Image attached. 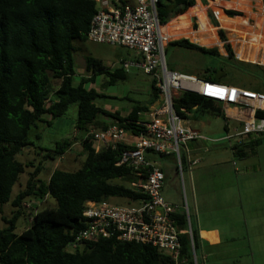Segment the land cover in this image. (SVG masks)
Here are the masks:
<instances>
[{"label": "trees", "instance_id": "1", "mask_svg": "<svg viewBox=\"0 0 264 264\" xmlns=\"http://www.w3.org/2000/svg\"><path fill=\"white\" fill-rule=\"evenodd\" d=\"M201 1L207 4L206 0ZM213 1L218 6L216 0ZM111 2L118 5L115 0ZM119 3L123 4L121 1ZM194 4L195 0H156V14L162 25L190 7L185 12L187 19L183 25L168 28L176 36L174 39H178L169 42V45L196 50L219 59H231L233 63L228 66L204 67L200 77L244 89L225 82L222 76L225 67L241 69L247 66L245 62L234 58L222 28L217 29V34L227 52L226 58L220 55L217 47L198 45L202 33L211 30V27L204 10H199V4ZM96 11L95 0H0V212L5 204L12 207L11 216H0V264H173L168 256L161 254L151 244L116 238H99L85 242L76 250L67 249L73 235L84 227L82 213L86 201L121 198L129 202L141 197L130 186L135 179L131 169L116 165L123 146L119 144L115 148L96 151L88 132L118 125L128 135L138 134L143 130L140 113L147 112L148 106L159 96L155 80L151 78L149 100L146 103L136 102L126 115L98 106L95 100L106 97L105 94L92 86L84 87V84L88 82L92 85L97 76L103 77V86L115 84L127 79V71L121 66L106 67L94 57H87L88 73L77 84H73V42L87 40L90 22ZM226 14L231 17L238 13L226 10ZM190 16L197 18V30L193 31L189 27ZM218 16H221L222 27L232 35L237 38L240 35L248 37L246 42L249 46L243 42L242 50L246 46L250 49L251 33L260 31L264 38V25L260 20L250 24L247 15L248 20L238 17L233 21L223 17L220 9ZM209 18L214 27H219L212 13H209ZM260 42L263 44L264 40ZM252 66L264 71L262 66ZM54 81H58L55 88ZM258 93L264 95V92ZM71 104L76 105L73 133L80 131L84 134L80 140L84 160L74 171L55 168L47 179H41L39 175L44 169L42 161L36 165L32 162L22 163L17 155L25 148L34 147L27 138L31 127H36L37 122L46 121L49 124L51 120L64 116ZM172 105L182 119H187L186 113L194 109L223 118L219 102L195 92L180 91L173 94ZM44 116L48 120H43ZM256 116L264 117V111L257 110ZM224 130L227 131L226 124ZM241 144L233 145L231 149L237 155L249 156L254 153L258 141L249 140L245 145ZM71 145L70 138H67L56 142L52 149L41 148L42 158L55 160L68 151ZM168 156L177 169L174 157ZM159 157H164V154H158ZM180 159L183 164L182 154ZM27 167L33 169L28 172L25 186L12 197L13 187ZM159 168L164 173L163 166ZM115 180L129 185L115 183ZM46 196L54 200V206L39 211H34V206L24 209L26 199L41 201ZM22 216L30 217L31 221L18 233L17 222ZM174 218L180 231L181 264H194L190 239L185 232L187 218L184 213H177ZM190 228L197 257L200 238L196 229L191 225Z\"/></svg>", "mask_w": 264, "mask_h": 264}, {"label": "rangeland", "instance_id": "2", "mask_svg": "<svg viewBox=\"0 0 264 264\" xmlns=\"http://www.w3.org/2000/svg\"><path fill=\"white\" fill-rule=\"evenodd\" d=\"M126 1L127 4L134 5V0ZM260 1L249 0L246 8L236 9L232 6L220 8L214 5L215 2L213 0H206L207 4H203V7L207 18L209 17V13L213 14V11L228 9L238 14L226 17L222 11L223 17L229 19L246 17L247 19L248 13L252 14L260 9ZM262 14L264 15V11H262ZM251 16L254 17L253 14ZM220 17L218 16L219 20ZM253 17L248 18L251 21ZM262 17L264 22V16ZM209 26L211 30L202 33L203 37L200 45L208 46V48L217 47L220 55L226 58L227 52L223 47V42L219 40L218 44H214L218 42L217 36L214 27L210 24ZM189 27L193 31L198 29L197 18L195 16H192ZM204 29L203 27L202 30ZM224 31L226 40L230 44L236 60L251 62L256 59V57H250L251 59L253 58L252 60L247 58L253 54V51L247 46L242 50L243 42L249 46L248 42H246L248 37L240 35L241 38H237L227 29L224 28ZM239 33H242V31ZM196 37H198V34H196ZM251 38L253 39L252 36ZM252 42L254 41L252 40ZM73 44L75 69L73 84H77L81 77H85L88 73L86 69L87 57L100 59L104 66L113 68L119 61H128L134 55L133 51L125 47L98 44L89 40H75ZM258 54L264 63V49L260 50ZM164 58L168 69L195 77H200L201 71L206 66H228L233 63L231 59L229 62L227 59H219L211 55L202 54L196 50L173 45H168L164 48ZM261 68L264 70V66ZM224 72L225 74L223 73L222 76L226 79L225 82H231L233 86L264 91V71L256 69L255 66H248L247 64V66H243L241 69L225 67ZM151 78L150 75L131 66L127 70V79L124 81L103 86V77L97 76L92 85L87 82L84 84V87L88 88L92 86L98 92L105 94L106 97L95 100L98 106L107 110H117L122 115H126L127 111L136 102L146 103L149 100L151 94ZM57 83L58 81L53 82V88L56 87ZM239 95L249 94L235 91L233 98L239 101L237 99ZM154 104L152 103L148 106V111L151 110ZM231 110L236 111L234 108ZM75 119L76 105L71 104L64 116L51 120L49 124L46 121L37 122L36 127H31L27 134L28 140L32 141L34 147L23 149L17 155V159L27 164L32 162L34 165L42 161L44 169L39 175L41 179H47L49 173L55 168L67 171L78 169L84 160L80 144L81 134L83 133L80 131L73 133ZM43 120H48V117L44 116ZM186 121L207 138L204 142L209 147L202 154V168L191 167L190 174L186 169H183L182 174L178 172L179 170H176V175L174 176V161L168 158L169 156L164 155V157L158 158V155H152L154 158H158V161L161 163L158 166H163L166 170V179L162 190L163 198L165 201L182 208H185V202L188 201L190 210L189 222L192 227L195 223L194 215L190 207L191 191L189 176L192 174V179H194L192 180L194 193L197 190L198 200L203 196L207 200L205 201L207 207L212 209L209 214L207 213V216L206 214H202V219H208L207 222L215 223L219 228L221 236L219 245L215 246L214 244L208 248L197 249L198 262L202 263L204 261L205 264H264V137L259 136V140L262 143L258 147L257 154L255 156L251 154L246 159H242L232 154L227 141L224 140L226 132L222 117L211 113H202L194 109L189 112ZM67 138H70L72 142L71 148L68 151L55 160H43L41 155L43 151L40 150L41 148L52 149L56 142ZM244 167H246V170ZM32 169V167H27L26 171L19 176L17 183L13 187L12 197L25 186L28 172L32 171ZM201 170L202 172H200ZM241 171L247 172L241 175ZM114 182L128 184L121 180H115ZM109 201L115 204H124L127 202L121 198H111ZM54 204V200L46 196L41 201L26 199L23 206L25 210L34 206V211H39L47 207H52ZM11 210L12 207L10 204H5L2 207L0 216H11ZM256 215L260 217H256ZM30 221V217L22 216L17 222L16 231L19 233L24 230ZM1 226L2 221H0ZM202 255L204 256L203 260Z\"/></svg>", "mask_w": 264, "mask_h": 264}, {"label": "built area", "instance_id": "3", "mask_svg": "<svg viewBox=\"0 0 264 264\" xmlns=\"http://www.w3.org/2000/svg\"><path fill=\"white\" fill-rule=\"evenodd\" d=\"M95 1L97 11L91 19L87 40L132 50L136 58L121 61L119 66L126 71L134 66L150 75L155 80L160 102L150 112L149 119L141 122L143 130L136 135H128L118 125L88 132L96 151L115 148L119 144L123 146L116 165L131 169L135 179L130 186L141 197L124 204L109 200L86 201L82 213L84 227L73 235L67 249L76 250L85 242L99 238H116L151 244L161 254L168 256L173 264H181L180 231L174 215L184 213L188 222L185 232L190 239L193 263L202 264L197 261L195 254L187 206L182 208L165 201L162 195L164 173L148 155H172L181 173L182 146L188 141L207 139L199 131L183 124L182 118L173 109L174 93L190 91L219 102L227 127L224 140L228 142L232 138L250 135L264 137V117L256 116L257 110L264 111V95L169 70L164 58V48L169 40L161 32L163 25L157 18L156 0H136L135 5H114L110 0ZM213 15L216 17L218 11H214ZM234 91L258 96L263 99V103L257 106L239 102L233 98ZM229 107L236 108V115L242 111L246 115L239 122L232 123L236 115L229 113ZM197 162V159H188L189 166Z\"/></svg>", "mask_w": 264, "mask_h": 264}, {"label": "crops", "instance_id": "4", "mask_svg": "<svg viewBox=\"0 0 264 264\" xmlns=\"http://www.w3.org/2000/svg\"><path fill=\"white\" fill-rule=\"evenodd\" d=\"M120 1L123 2V4H127V1L126 0H115V2H117V3H119ZM248 1L249 0H216V3L218 4V6H220V8H226V7H231L232 6L233 8L239 9V8H246V6L248 5V3H247ZM133 3L135 5L136 4V0H134ZM197 4H199V6ZM195 5H197V7L199 8V10H201V11L204 9L203 2L201 0H195V4L193 6H195ZM214 5H216V4H214ZM189 8H187V10H185L181 14H178V15H175V16L171 17L167 21V23H165L166 26L163 24V26H164L163 27L164 33H165L166 36L169 37V39H168L169 41L167 42V44H166L165 47H167L169 45V42L173 41L174 40L173 37H175V35H172L171 33H169L168 28L171 27V26L183 25L185 23L186 19H187V15L185 14V12L188 11ZM226 10H228V9H224V10L221 9V11H223V13L225 14V16L226 17H229L226 14ZM262 11H264L263 0L260 1V9L258 11H256V12L252 13L254 15V17L251 16L252 15L251 13H248V17H253V19L251 20L252 22L250 21L251 24L254 22V20L255 21L260 20V22L262 23V25H264L263 17H262L264 15L262 14ZM204 12H205V9H204ZM191 18H192V16H190L189 22H191ZM215 18H216V20H217V22L219 24V27H214L211 24V21H210V18L209 17L207 18V20H208L209 24L212 27H214V29H215V33H216L218 42H216L214 44H218L220 39H219L218 34H217V29L218 28H222L224 30V28L220 24V20L218 19V15ZM192 38H195V36H192ZM179 39H182V38H179ZM185 39H187V38H185ZM261 39L264 40V38H261ZM175 40H178V39H175ZM192 43H195V42H192ZM198 45H200V44H198ZM200 46H202V45H200ZM204 47H207L208 48V46H204ZM133 54L134 55L132 56V58L130 60H128V61H132V60H134L136 58V54L135 53H133ZM121 61H125V60H121ZM119 63H120V61H119ZM119 63H117L115 66H119ZM245 63L248 64V65L264 66V63L261 61V57H260V55L258 53H257L256 59L254 61L245 62ZM171 71H174V70H171ZM175 72H177V71H175ZM178 73L184 74L182 72H178ZM185 75H189V74H185ZM190 76H193V75H190ZM197 78H202V77H197ZM202 79H205V78H202ZM243 90H246V91H249V92H253V93L264 92V91H261V90H253V89H249V88H244ZM237 99L239 100V102H243V103L246 102V103H249V104H255L257 106H259V105H261L263 103V99L262 98H260L258 96H254V95H239V97ZM159 102H160V96H158L157 100L154 102L155 104L153 103L154 104L153 107L154 108L157 107ZM153 107L147 113H145V112L140 113V118H142L143 120H148L149 119L150 112L154 109ZM232 108L233 107H231V108L229 107V109H230L229 110V113H233V115H234L235 113H234V111L231 110ZM234 109L236 110V108H234ZM109 111H112V110H109ZM128 112L129 111H127V113ZM202 113H207V112H202ZM186 114H187V117H188L189 116V113H186ZM245 115H246V112L242 111V113H240V114L237 113V115L235 117H233L232 120L231 119L230 120H231L232 123H237V122H239V120L243 119ZM182 120H185L186 121V119H182ZM185 121H183V124L184 125H186L187 127H190V128H193V129L199 131L195 127H192L191 125H189L187 121L186 122ZM81 135L83 137L84 134H81ZM249 140H257L258 141V144L255 147L254 153L252 154V155L255 156L257 154L258 147L262 143L259 140V136L251 135V136H248V137L232 138L230 140V142L227 141V144L229 145V147L231 149V146H233V145H239L240 143H242V144L245 145V143H247V141H249ZM204 141H205V139L188 141L187 143H185L182 146V155L184 156L183 169L184 170L186 169L189 174H190L191 167L192 168H197V167L202 168L201 167V165H202V159H203L202 154L205 153L208 150V147H209L206 144V142H204ZM231 151H232V154L233 155H237V154H235V152L232 149H231ZM237 156L240 157V158H242V159H246L248 157V156H244V155H237ZM148 157L151 158L153 161H155L157 165H160L161 164L158 161V159L154 158V156H152V155L149 154ZM168 158H171V157H168ZM188 159H197L198 162L195 165H193V166H189L188 165ZM200 168H198V169H200ZM245 168L246 167H244V169ZM174 169H175V167H174ZM176 170L177 169L173 170L174 176L176 175L175 174L176 173ZM200 172H202V170ZM245 172H247V171H241V175L245 174ZM182 173H183V170H182V172L180 174H182ZM191 175L189 176V186H190V191H191V193H190V195H191V204H190V207H191V210H192V214L194 215V221H195V223H194L193 226H194V229H196V231H197V233L199 235V238H200V247H199V249L208 248L209 246H212L214 244H215V246L216 245H219V242L221 241V236H220L219 228L217 227V225L215 223H209V222H207L208 219H205V220L202 219V216H203L202 214H206V216H207V213L209 214L212 209H210L209 207H207V204L205 202L207 200L204 199L203 196H201L200 197V200H198L197 190H196V193H194V187H193V183H192V180H194V179H192V176ZM165 179H166V170H164L163 186H164ZM163 186H162V190H163ZM162 194H163V192H162ZM188 203H189L188 201L185 202V205L187 206L188 213H189L190 210H189V204ZM256 217H260V216L256 215ZM203 257L204 256L202 255V260H203ZM202 264H205L204 261L202 262Z\"/></svg>", "mask_w": 264, "mask_h": 264}, {"label": "bare ground", "instance_id": "5", "mask_svg": "<svg viewBox=\"0 0 264 264\" xmlns=\"http://www.w3.org/2000/svg\"><path fill=\"white\" fill-rule=\"evenodd\" d=\"M165 25V24H164ZM164 26L161 27V32L163 33V28ZM164 34V33H163ZM251 36L253 37V41L252 43H250V50H252L253 54H251V56L249 55L247 58L248 59H251L250 57H256L257 56V53L264 49V43L262 44L260 41L262 40V34L260 31H255L254 33H251ZM250 36V37H251ZM251 52V51H250ZM255 55V56H254ZM253 59V58H252ZM251 59V60H252ZM235 95V91L233 92V96Z\"/></svg>", "mask_w": 264, "mask_h": 264}]
</instances>
